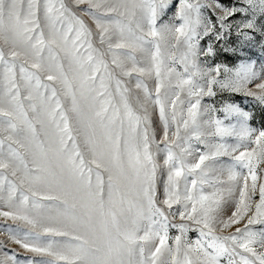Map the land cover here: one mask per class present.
<instances>
[{"label":"snow or ice","instance_id":"6c2138e0","mask_svg":"<svg viewBox=\"0 0 264 264\" xmlns=\"http://www.w3.org/2000/svg\"><path fill=\"white\" fill-rule=\"evenodd\" d=\"M254 46L264 0H0V264H264Z\"/></svg>","mask_w":264,"mask_h":264},{"label":"rangeland","instance_id":"374dc122","mask_svg":"<svg viewBox=\"0 0 264 264\" xmlns=\"http://www.w3.org/2000/svg\"><path fill=\"white\" fill-rule=\"evenodd\" d=\"M221 3L227 6L236 3V0H221ZM236 19H240L239 15L236 17ZM232 40L233 42H236L235 34H233ZM239 58H251L253 61L257 62V65H259L261 60L264 59V51H261L259 46H254L251 48H245L243 53H237L236 56H233L231 53H222L216 62L228 64V66L231 67L239 62ZM215 99L218 103L220 98L217 97ZM234 100L245 111L253 113L254 118L251 121V126L253 128L258 130L264 128V113H261L259 107L255 104V102L251 101V98H245L242 95H239L234 97ZM205 103H212V100L206 98ZM152 119L153 121H156L158 118L155 114H152ZM6 227V223L2 219H0V242H3V247H0V258L3 257L4 253L12 255L13 252H15L18 260H25L30 254L25 253V251L23 249H20L19 246L14 245L8 241ZM171 234H175L174 229L171 231Z\"/></svg>","mask_w":264,"mask_h":264}]
</instances>
